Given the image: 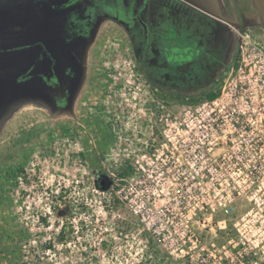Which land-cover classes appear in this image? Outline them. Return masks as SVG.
Wrapping results in <instances>:
<instances>
[{
	"label": "rangeland",
	"instance_id": "rangeland-1",
	"mask_svg": "<svg viewBox=\"0 0 264 264\" xmlns=\"http://www.w3.org/2000/svg\"><path fill=\"white\" fill-rule=\"evenodd\" d=\"M184 1L223 17L211 19L223 56L214 79L236 62L242 37L264 42L251 0ZM2 10L1 17L12 12ZM241 80L227 72L216 101H233V87L252 85ZM212 109L205 99L190 103L151 90L124 30L102 21L71 112L29 104L0 123V264H188L186 251L194 264L228 245L248 206L240 198L228 213L204 205L200 169L218 151L200 159L201 124L215 117Z\"/></svg>",
	"mask_w": 264,
	"mask_h": 264
},
{
	"label": "flooded vegetation",
	"instance_id": "flooded-vegetation-1",
	"mask_svg": "<svg viewBox=\"0 0 264 264\" xmlns=\"http://www.w3.org/2000/svg\"><path fill=\"white\" fill-rule=\"evenodd\" d=\"M180 1L210 20L223 18ZM1 8L2 12H12L4 17L0 15V123L13 110L29 104L47 106L56 115L69 114L67 109L72 108L81 83L86 50L102 21L109 20L119 25L131 49V38L124 26L111 18L96 20L90 11L87 12L89 5L85 0H0ZM3 20L5 23L2 24ZM93 29V38L89 41ZM201 42L202 38L198 37L184 44L175 41L166 46L165 43L163 46L155 44L150 54L143 51L142 57H150L159 69L164 67L163 61L168 60L173 63L171 73H174L176 63L180 61L182 65L192 57L193 53L187 47ZM206 88V82H201L192 88L160 85L154 91L158 95H161V90L182 94L198 93ZM101 180L104 179L98 178L96 183Z\"/></svg>",
	"mask_w": 264,
	"mask_h": 264
},
{
	"label": "built area",
	"instance_id": "built-area-1",
	"mask_svg": "<svg viewBox=\"0 0 264 264\" xmlns=\"http://www.w3.org/2000/svg\"><path fill=\"white\" fill-rule=\"evenodd\" d=\"M247 37L240 39L229 75L235 72L240 82L247 77L252 85L233 87V101L217 102L218 96L211 101L215 117L201 124L205 151L200 159H209L214 147L218 152L213 164L203 162L200 172L206 209L217 205L228 213L239 198L248 209L233 223L235 238L214 252L205 251L194 264H264V42L251 43ZM207 188L216 202H208ZM186 255L193 264L189 251Z\"/></svg>",
	"mask_w": 264,
	"mask_h": 264
},
{
	"label": "trees",
	"instance_id": "trees-1",
	"mask_svg": "<svg viewBox=\"0 0 264 264\" xmlns=\"http://www.w3.org/2000/svg\"><path fill=\"white\" fill-rule=\"evenodd\" d=\"M85 1L89 5L87 12L90 11L89 14L96 20L111 18L118 20L124 26L131 38L130 55L136 64V70L151 90L160 88V85L192 88L201 82L207 84V88L198 93L179 94L161 90L163 97H172L190 103L203 99L213 101L219 94L221 82L227 72L232 66H236V62L232 61L218 79H214V69L223 58L222 50L215 44L217 33L215 28L218 24L215 25L210 19L180 0ZM94 31L95 29L92 30L89 41L92 40ZM198 37L202 38V42L187 47L191 50V54L193 53L192 57L186 59L182 65L180 61L176 63L174 73H171L172 62L163 61L164 67L159 69L157 63L150 57H142L143 51L150 54L151 47L155 44L163 46L165 43L166 46L170 41L184 44L185 41ZM194 53L198 56L195 57ZM67 111L71 112V107ZM97 186L101 188L99 184Z\"/></svg>",
	"mask_w": 264,
	"mask_h": 264
},
{
	"label": "water",
	"instance_id": "water-1",
	"mask_svg": "<svg viewBox=\"0 0 264 264\" xmlns=\"http://www.w3.org/2000/svg\"><path fill=\"white\" fill-rule=\"evenodd\" d=\"M251 2H252L253 8L255 9V11L257 12V14L260 18L262 27L264 29V0H251ZM104 183H106L105 180H101L99 182V185L102 189H104L106 187L104 185Z\"/></svg>",
	"mask_w": 264,
	"mask_h": 264
}]
</instances>
